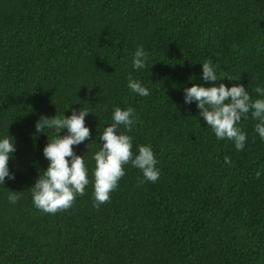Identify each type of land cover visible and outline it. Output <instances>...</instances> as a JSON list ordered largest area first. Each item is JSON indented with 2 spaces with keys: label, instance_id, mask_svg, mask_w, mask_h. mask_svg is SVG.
I'll return each mask as SVG.
<instances>
[{
  "label": "trees",
  "instance_id": "1",
  "mask_svg": "<svg viewBox=\"0 0 264 264\" xmlns=\"http://www.w3.org/2000/svg\"><path fill=\"white\" fill-rule=\"evenodd\" d=\"M138 46L143 69L133 67ZM209 60L216 82L202 79ZM129 75L150 94L129 89ZM193 83L243 84L264 99L255 92L264 89V0H0V139L16 148L15 179L0 185V264H264L259 121L249 113L238 123L242 150L218 140L196 103L184 102ZM82 107L91 136L73 148L89 184L68 210L43 212L31 187L56 130L35 124ZM115 107L135 109L131 132L119 130L134 155L151 146L160 176L141 184V170L125 165L97 209L94 154ZM10 190L21 194L15 204Z\"/></svg>",
  "mask_w": 264,
  "mask_h": 264
},
{
  "label": "clouds",
  "instance_id": "2",
  "mask_svg": "<svg viewBox=\"0 0 264 264\" xmlns=\"http://www.w3.org/2000/svg\"><path fill=\"white\" fill-rule=\"evenodd\" d=\"M133 67L143 69L147 67V55L142 46H138L134 57ZM202 79L206 82H216V69L212 62L202 63ZM229 80H239V77H227ZM128 87L140 96H148L149 89L142 86L141 82L128 77ZM184 102L196 103L200 110L199 116L207 126L211 127L218 140L228 139L234 142L237 150H242L247 140V135L239 127L242 117L251 113L253 119L259 123L255 125V132L264 140V99L253 100L243 84H233L231 87L220 83L218 86L205 87L193 83L191 87L184 88ZM255 92L264 96V89L257 86ZM91 112L83 107L79 110L72 109L70 116L48 117L41 115L36 122L37 133H44L45 128L55 129V135L49 139L43 149L44 157L49 161L47 170L38 176L31 187L32 199L35 207L43 212L55 214L58 211L71 208L76 197L85 194L89 184L88 169L85 166L84 156L77 155L73 146L88 140L91 136L90 129L85 126V117ZM135 109L128 107L121 109L115 107L112 115L113 123L107 126L100 140L102 147L94 154V207L110 202V193L118 186V181L125 175L124 166L131 164L143 173L144 179L140 181L156 182L160 170L156 167L158 161L150 145H140L138 154L133 153L132 137L121 132L124 126L131 132L135 123L133 119ZM67 130L66 134L60 133ZM16 151L14 138L11 136L0 139V185L5 183V178L15 179L9 171L8 162L11 154ZM225 163L231 164L228 156L224 157ZM259 175V174H258ZM21 198L20 192L10 190L9 202L15 204Z\"/></svg>",
  "mask_w": 264,
  "mask_h": 264
}]
</instances>
